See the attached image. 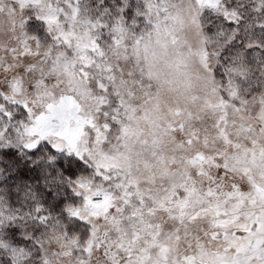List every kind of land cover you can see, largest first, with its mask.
<instances>
[{
	"label": "snow or ice",
	"instance_id": "obj_1",
	"mask_svg": "<svg viewBox=\"0 0 264 264\" xmlns=\"http://www.w3.org/2000/svg\"><path fill=\"white\" fill-rule=\"evenodd\" d=\"M0 182V264H264V0H0Z\"/></svg>",
	"mask_w": 264,
	"mask_h": 264
},
{
	"label": "trees",
	"instance_id": "obj_2",
	"mask_svg": "<svg viewBox=\"0 0 264 264\" xmlns=\"http://www.w3.org/2000/svg\"><path fill=\"white\" fill-rule=\"evenodd\" d=\"M12 174H14V173H9V175H12ZM16 183L17 182L16 181H13V180L8 181V184H12V185H14ZM8 184H4V183L0 182V189L3 188V187H7L8 188Z\"/></svg>",
	"mask_w": 264,
	"mask_h": 264
},
{
	"label": "rangeland",
	"instance_id": "obj_3",
	"mask_svg": "<svg viewBox=\"0 0 264 264\" xmlns=\"http://www.w3.org/2000/svg\"><path fill=\"white\" fill-rule=\"evenodd\" d=\"M7 189H8L7 187H3V188L0 189V192H4V191H6Z\"/></svg>",
	"mask_w": 264,
	"mask_h": 264
}]
</instances>
